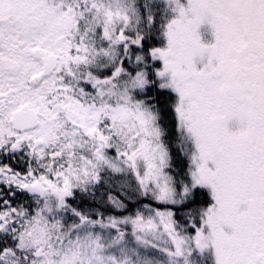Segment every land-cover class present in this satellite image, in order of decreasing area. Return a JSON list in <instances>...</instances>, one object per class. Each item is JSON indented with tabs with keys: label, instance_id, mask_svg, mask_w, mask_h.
Returning a JSON list of instances; mask_svg holds the SVG:
<instances>
[{
	"label": "snow or ice",
	"instance_id": "1",
	"mask_svg": "<svg viewBox=\"0 0 264 264\" xmlns=\"http://www.w3.org/2000/svg\"><path fill=\"white\" fill-rule=\"evenodd\" d=\"M0 264H264V0H0Z\"/></svg>",
	"mask_w": 264,
	"mask_h": 264
}]
</instances>
